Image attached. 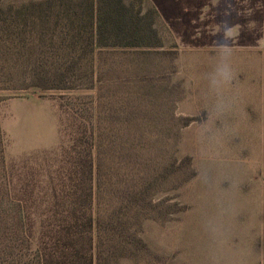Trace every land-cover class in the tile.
I'll list each match as a JSON object with an SVG mask.
<instances>
[{
	"label": "rangeland",
	"instance_id": "obj_1",
	"mask_svg": "<svg viewBox=\"0 0 264 264\" xmlns=\"http://www.w3.org/2000/svg\"><path fill=\"white\" fill-rule=\"evenodd\" d=\"M42 1L0 0V110L9 163L18 169L27 162L23 156L59 146L61 132H71L72 114L87 124L93 115L106 172L119 181L115 192L135 195L96 205L106 231L98 238L96 264H120L121 256L149 249L242 250L247 212L232 209L264 201V153L258 155L263 147L242 139L252 132L248 118L256 96L248 82L264 74V0H249L250 17L237 19L243 25H229L234 38L243 40L231 44V61L243 63L233 69L247 84L235 79L226 90L235 100L233 131L219 143L202 136L200 125L215 100L208 94L207 74L215 63L218 33L235 19H213L216 28L197 29L190 19L165 16L160 1L145 0L159 13L163 46L103 52L92 73L81 56L71 70L63 20L57 17L69 2L77 6L83 0H55L45 19L38 8L29 7L26 18L16 10ZM198 170L212 174V187L198 181ZM225 179L238 186L230 188ZM218 200L230 210L220 218L224 230L213 238L204 222L217 215Z\"/></svg>",
	"mask_w": 264,
	"mask_h": 264
},
{
	"label": "trees",
	"instance_id": "obj_2",
	"mask_svg": "<svg viewBox=\"0 0 264 264\" xmlns=\"http://www.w3.org/2000/svg\"><path fill=\"white\" fill-rule=\"evenodd\" d=\"M55 2H30L16 10L26 18L29 7L38 8L45 19ZM68 6L57 17L63 20L62 44L72 59L71 70L79 56L95 73L103 52L163 46L156 26L159 13L145 0H83ZM71 120V132H61L59 146L23 156L27 162L15 169L6 158L8 138L0 110V264H96L98 238L106 232L96 205L135 196L115 192L119 181L106 172L96 117L87 124L74 113Z\"/></svg>",
	"mask_w": 264,
	"mask_h": 264
},
{
	"label": "crops",
	"instance_id": "obj_3",
	"mask_svg": "<svg viewBox=\"0 0 264 264\" xmlns=\"http://www.w3.org/2000/svg\"><path fill=\"white\" fill-rule=\"evenodd\" d=\"M151 3L161 2L165 16L178 19H190V24L195 28L205 29L218 26V21L213 19H235L226 21L228 25L235 23L241 25L244 19L250 17L249 0H148ZM255 15V14H254ZM180 22V21H179ZM222 22V21H221ZM220 22V23H221ZM243 25V24H242ZM202 32V31H201ZM215 39V38H214ZM241 37L234 38L231 44H242ZM232 66L243 65L231 61ZM237 69L234 71L236 72ZM249 80L248 86L255 93L252 100L253 107L249 110L251 121L250 132L245 144L263 147L259 156L264 153V74L254 75ZM241 80L247 84V80L238 75L236 81ZM255 116V117H254ZM257 121V125L255 124ZM240 206V207H239ZM234 209H244L247 212V227L241 231L243 242L242 250L239 249H153L139 250L124 256L120 264H264V201L258 203H244Z\"/></svg>",
	"mask_w": 264,
	"mask_h": 264
},
{
	"label": "clouds",
	"instance_id": "obj_4",
	"mask_svg": "<svg viewBox=\"0 0 264 264\" xmlns=\"http://www.w3.org/2000/svg\"><path fill=\"white\" fill-rule=\"evenodd\" d=\"M220 42L216 49V59L212 70L207 74L208 94L215 98L214 103L207 109L208 118L201 122L200 134L206 137L210 142L219 143L226 135L233 131L229 123L230 116L235 108V100L233 97L226 95V90L234 83L236 73L233 69L231 60L233 48L231 41L234 39L235 29L232 26H222L220 32ZM179 118L180 112L175 113ZM198 181L207 186L212 187L215 179L210 172H197ZM230 181L231 187H237V183L233 179H225ZM224 180V181H225ZM230 205L222 200L217 201V215L205 218V229L209 234L216 238L224 230L225 225L221 219L227 215Z\"/></svg>",
	"mask_w": 264,
	"mask_h": 264
}]
</instances>
